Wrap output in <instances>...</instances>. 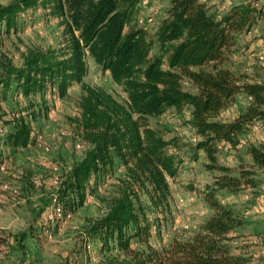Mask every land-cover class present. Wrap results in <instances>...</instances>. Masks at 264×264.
Listing matches in <instances>:
<instances>
[{
    "label": "trees",
    "instance_id": "obj_1",
    "mask_svg": "<svg viewBox=\"0 0 264 264\" xmlns=\"http://www.w3.org/2000/svg\"><path fill=\"white\" fill-rule=\"evenodd\" d=\"M142 1L0 3V99L20 96L27 103L18 110L24 115L13 117L12 110L0 114V121L9 126L0 136V147L8 151L31 145V122L38 116L33 99L43 98L51 90L65 98L76 83L77 112L68 122L86 149L65 171L55 194L40 199L34 221H39L50 206L73 213L94 191L95 182L106 177L114 181L99 196L102 213L83 220L71 264H78L82 258L89 264L91 255L93 264H250L247 257L232 253L229 246L228 235L242 221L215 194L255 187L253 169L264 170V140L244 145L251 169L240 167L233 174L216 163L215 155L218 142L236 147L254 123L264 131V83L248 82L221 67L236 35L257 23L261 9L245 2L215 17L208 13L203 0H167L166 16L149 39L135 21ZM38 7L58 19L61 44L58 48H28L21 54L20 64L15 65L2 51L4 39L17 33L22 13ZM86 58L108 72L113 84L125 94L123 103L102 88L82 82ZM183 81L191 90H184ZM239 94L247 104L231 120H219L220 112ZM186 107L199 137L195 149L206 155V169L221 174L204 194L212 214L187 238L173 239L157 248L151 243L152 229L159 231L157 217L167 213L168 179L177 175L180 159L176 139L166 140L148 119L158 118L169 109L180 113ZM57 228L56 223L50 231ZM40 233L30 226L21 239L38 244Z\"/></svg>",
    "mask_w": 264,
    "mask_h": 264
},
{
    "label": "rangeland",
    "instance_id": "obj_2",
    "mask_svg": "<svg viewBox=\"0 0 264 264\" xmlns=\"http://www.w3.org/2000/svg\"><path fill=\"white\" fill-rule=\"evenodd\" d=\"M203 1L208 13L215 17H221L230 7L245 2H251L255 8L261 9L262 16L257 23L250 30L236 35L235 44L221 67L244 76L248 82L264 83V0ZM7 2L0 0L1 4ZM167 9V0H144L138 5L135 21L149 39L166 16ZM58 22L41 7L22 13L18 18L17 33L4 39L2 51L18 65L21 54L28 48H58L62 41V29ZM81 80L90 86L102 88L121 103L125 101V94L113 84L108 72L102 71L89 58H86ZM182 87L191 90L186 81L182 82ZM78 94L79 85L74 83L65 98L58 97L51 90L43 98L33 99L36 103L34 110L38 111L37 120L31 122L33 143L17 150L7 151L0 147V264H21L22 261H25L24 264H67V261L71 264V252L78 245L77 234L83 220L102 213L103 203L99 196L108 190L113 177L95 182L94 191L87 195L84 205L75 212L65 214L60 210L58 216L56 208L50 206L38 218L39 221H34L40 199L55 194L65 171L82 157L86 149L68 122V118L77 112ZM246 104L243 95L235 96L220 112L219 120H231ZM26 105L20 96L4 101L0 99V114L4 116L12 110L10 115L13 117L24 115L25 112L18 110ZM189 120L190 109L187 107L180 113L169 109L158 118L148 119L149 125L166 140L176 139V154L180 159L177 175L168 179L170 194L167 213L165 217H157L159 231L152 229L151 243L157 248L173 239L187 238L212 214L204 194L221 172L206 169V155L202 150L195 149L199 137ZM251 127L253 130L250 128L234 148L224 142L216 144L215 156L219 166L229 168L233 174L240 167L251 169L244 145L264 140L260 124L254 123ZM8 130L9 126H4L0 121V136ZM253 170L254 188L243 187L235 193L222 190L215 197L222 205L230 206L242 221L241 226L228 235L232 253L247 257L250 264H264V170ZM26 174L28 178H25ZM26 179L30 182L28 186ZM56 223L58 228L51 232ZM30 226L41 232L38 244L21 239ZM92 256L89 264L95 262ZM78 261V264H86L83 258Z\"/></svg>",
    "mask_w": 264,
    "mask_h": 264
},
{
    "label": "built area",
    "instance_id": "obj_3",
    "mask_svg": "<svg viewBox=\"0 0 264 264\" xmlns=\"http://www.w3.org/2000/svg\"><path fill=\"white\" fill-rule=\"evenodd\" d=\"M12 116H14V115H12ZM17 117V116H16ZM56 209V212H57V215L59 216V214H60V209L58 208V207H55Z\"/></svg>",
    "mask_w": 264,
    "mask_h": 264
},
{
    "label": "crops",
    "instance_id": "obj_4",
    "mask_svg": "<svg viewBox=\"0 0 264 264\" xmlns=\"http://www.w3.org/2000/svg\"><path fill=\"white\" fill-rule=\"evenodd\" d=\"M251 129L253 130V127H251Z\"/></svg>",
    "mask_w": 264,
    "mask_h": 264
}]
</instances>
